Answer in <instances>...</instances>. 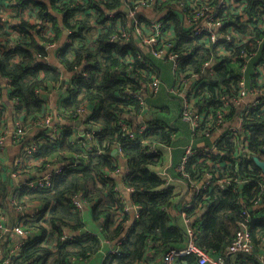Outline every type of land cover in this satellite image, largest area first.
Returning a JSON list of instances; mask_svg holds the SVG:
<instances>
[{
	"label": "trees",
	"instance_id": "1",
	"mask_svg": "<svg viewBox=\"0 0 264 264\" xmlns=\"http://www.w3.org/2000/svg\"><path fill=\"white\" fill-rule=\"evenodd\" d=\"M119 1L113 0L114 4ZM90 3H93L92 0L88 3L87 0H17L15 4H3L4 10L12 14L13 20L8 22L10 30L0 23V79L8 80L9 100L8 106L0 102V120L3 119V113L9 110L30 128L32 121L50 112L45 106V98L38 92L46 93L57 88L62 97L58 105L61 106L58 117L70 123L79 117L78 108L89 109L84 123L98 127L94 136L103 151L101 155L83 156L82 151L73 144V130L76 128L69 124L56 125L60 128L56 139L50 138L44 129H33V134H30L32 129L28 130L26 141L35 143L34 156L39 157L41 162L25 166L24 173L40 172L46 161H64L66 164L52 178V188L27 186L21 180L14 183L15 179L0 170V215L10 216L26 233L24 244L9 264H75L74 261L89 259L97 254L103 241L118 238L123 222L114 218V207L118 205L114 192L117 180L106 174L120 166L115 153V146L120 143L126 166L121 181L133 190L130 197L132 204L138 207V217L125 237L118 242V252L107 254L101 264H139L148 249L161 252L180 248L185 243V224L178 223V218L170 213L180 193L174 185H166L151 169L166 163L164 154L146 151V145L130 140L119 126V122L123 121L132 127V118L143 110L148 115L144 121L147 128L137 139L144 138L149 144L158 146H176L182 127L175 122H184L181 120L178 99L171 96L176 100L177 112L172 116V108L169 107L167 111L174 121H168L165 108L155 102V96L148 93L143 96L140 93L144 102L141 104L138 98L126 90L140 91L153 72L166 77L164 66L170 68V64L149 53L140 52L139 47L132 42L110 40L117 33V27L115 24H105L102 9L93 15L89 14L87 5ZM252 4L251 1L249 6ZM26 6L30 8L27 19L23 16ZM49 7L63 13V27L77 29L70 35V42L60 50L55 64L39 61L47 57V51L39 41L51 43L58 39L62 30L57 17L48 12ZM171 11L162 18L164 31L174 32L166 35L165 41L179 55L180 71L189 82L191 75L200 71L204 61L211 56L217 57V54L214 47H204L202 40L186 38L180 18ZM91 22L96 25L92 26ZM241 33L247 34L248 31L242 30ZM250 33L261 35L256 30ZM229 48L233 49L232 46ZM243 48L245 44L234 47V51L237 53ZM253 50L257 55L247 64L244 74L246 85L264 91V82L259 83L258 75L253 72L257 63L264 60V42L254 45ZM129 53V58H126ZM240 66L239 60L221 56L213 66V78L193 81L190 86L195 107L212 112L222 107L219 100L221 95H236L237 81L242 75ZM67 74L69 77H66ZM14 99L18 102L15 103ZM217 129L215 117L205 118L193 132L194 148L199 142L208 145L210 136ZM245 133L249 135L248 153L238 164L233 165L232 160L222 168H214L207 162L192 159L183 173L176 170L177 161H172L169 167L170 176L186 181L184 183L189 189L191 182L188 181L198 179L205 170L237 178V182H230L225 189L210 186L200 193L193 190L192 205L183 206L181 211L185 213L187 224L194 228L197 245L223 254L226 264H259L256 253L261 249L264 239V208H252V201L259 192L258 183H261L257 182L261 169L253 158L264 156V105L247 111L237 140L240 141ZM220 138V149L222 143L230 150L235 149L236 143L229 132L223 130ZM209 158H215V154L210 152ZM75 196H81L90 209L99 233L72 236L61 241L59 236L62 228L77 232L85 225L83 209L74 208L72 204ZM16 207H24L41 215L48 208L50 211L44 219L29 220L26 215L16 217ZM240 222L247 224L254 249L249 254H226L225 246L232 240ZM46 235L49 240L44 243ZM10 241L9 234L2 235L0 232L3 247ZM185 262L193 264V259L187 258Z\"/></svg>",
	"mask_w": 264,
	"mask_h": 264
},
{
	"label": "built area",
	"instance_id": "2",
	"mask_svg": "<svg viewBox=\"0 0 264 264\" xmlns=\"http://www.w3.org/2000/svg\"><path fill=\"white\" fill-rule=\"evenodd\" d=\"M83 2V0H70V2ZM89 0H87L88 3ZM253 2L250 7V2ZM93 3L87 5L89 14L93 15L98 9H102L103 17L106 19V25L115 24L117 27V33L110 37V40H118L124 43L132 42L139 47L140 52H146L153 57L165 61L170 64V71L173 75V84L168 88V93L172 94L178 99L180 104L181 119L189 124L191 136L193 132L199 127L205 118L215 117L216 126L218 127L216 133L210 136V143L206 145L204 142H199L196 148H194L193 139L182 147L181 157L176 162L175 168L183 173L186 165L192 160L196 159L199 162H207L211 167L222 168L233 160V165L238 164L241 158L248 153V133L241 136V140L238 141V133L241 127V123L246 115L247 111L252 107L264 105V91L260 88H254L253 86H247L245 80V72H247L248 63L252 58L257 55V52L253 50L254 45H259L264 42V0H120L119 3L114 4L113 0H92ZM17 3V0H0V23H2L8 30L11 13L4 10V5H11ZM172 10L177 18H180L181 25L185 28V37L190 39H199L204 43V47H214V51L217 57L211 56L204 61L200 71L193 73L188 82L183 78V73L180 71L179 55L171 48L167 43L166 35H171L174 32L172 30L164 31V22L162 20L165 15ZM253 11V12H252ZM50 14H56L60 24L62 21L63 13L48 8ZM30 8L28 6L23 9V16L25 19L29 18ZM32 20V19H31ZM92 26L96 24L91 22ZM244 27V29H242ZM248 31L247 34H242L241 31ZM260 31L261 35H252L250 31ZM65 34V37H60ZM77 32V29L63 28L58 36V39L46 43L39 41L40 45H43L47 51V57L40 59L39 61H45L48 63L49 51L52 49L53 57L57 59L60 50L70 42V35ZM59 40L63 43L57 45ZM64 41V42H63ZM245 44V48L235 53L234 47ZM232 46L233 49L229 48ZM130 53L126 56L129 58ZM221 56H230L233 60H239L241 63L240 73L242 74L237 81L238 93L233 96L221 95L219 100L222 107L210 111L209 109L199 110L195 107V100L193 96V90L190 84L196 80H208L213 78V66L219 61ZM258 62V61H256ZM145 72V71H142ZM258 75L257 81L259 83L264 82V60L257 63L256 69L253 70ZM203 75V76H202ZM5 83L7 90V79H0ZM161 84V79L153 72L150 74L149 81L143 85L140 91H129L134 97L140 100L141 104H144L140 98V93L144 96L146 93L156 96ZM52 90H57L53 88ZM50 90V91H52ZM39 91V90H38ZM47 91L43 93L39 91L38 94H42V98H45V106L50 110L49 114L32 121L30 128L23 124V121L17 116L11 114L12 119V132L10 133L12 138L21 145V150L16 163L13 167H5V148L4 143L8 134L7 132L0 131V170L5 175H9L10 178L20 181L23 178V184L31 187H44L52 188L54 182L52 178L58 175L64 161L51 162L46 161L43 163L44 169L36 173L35 171L24 173L25 166L38 165L41 162L39 157H35L36 145L33 141H26V134L29 129H44L48 136L52 139H56L60 134V128L56 125L69 124L76 128L73 130V144L74 147L82 151V155H101L103 153L102 148L98 141L95 139L94 133L99 129L95 125H86L82 120L85 112L90 113V110L86 107H80L77 109L79 117L76 120L67 123L58 117V112L61 110V106L57 107V110L52 111L47 102ZM17 103L18 100L14 99ZM231 113V115H229ZM5 113H3L4 115ZM147 115V114H146ZM144 111L142 110L133 118H140L141 122L136 127H130L129 124L120 121L119 126L122 131L126 132V136L130 140H134L136 143L146 147V151L152 154L163 153L166 158V163L160 167H151L152 171L160 177L166 185H174L177 190V184L180 182H186L179 178H173L169 174V167L172 161L167 159V152L172 150V146H158L149 144L144 138L137 139L147 128V124ZM3 118V116H2ZM85 119V117H84ZM54 121L56 123H54ZM97 127V130H95ZM90 130L88 131V129ZM225 132H229L231 138L236 143L234 150H230L222 143L221 149L218 147L221 135ZM221 144V143H220ZM122 143L116 144V156L120 162L119 168L106 174L111 177L123 176L126 170L124 159L121 154ZM213 152L215 158L210 159L209 153ZM262 159L264 158L261 157ZM51 168L50 171L41 174L44 170ZM37 174V175H36ZM40 174V175H39ZM116 179V178H115ZM117 185L114 187L115 197L118 199V205L114 208L115 220L122 221L125 212L128 210L127 201L125 196L130 197L133 190L126 187L120 179H116ZM190 189L196 192H201L208 189L210 186H216L219 189H225L230 182H237V178L229 177L227 175L221 176L217 171L205 170L198 179L189 180ZM198 182V183H195ZM239 182H242L239 180ZM247 182V181H245ZM259 185V192L257 197L252 201V208H264V172L261 170L259 178L257 180ZM131 199V197H130ZM74 208H86L84 200L81 196H75L72 199ZM136 209L135 218L138 217V207L132 204ZM192 202L186 203L184 207H190ZM50 208L41 215L37 212H33L24 207H16V212L26 215L29 220L41 218L44 219L48 216ZM264 212V210H262ZM247 212V211H246ZM244 212L246 215H248ZM24 213V214H23ZM84 213V212H83ZM182 223L185 224V243L180 248H169L161 251V264H186L187 258L193 259V264H226L224 255L215 253L214 251L205 249L197 245L194 240V228L187 224V218L185 213H180ZM84 220V216L82 214ZM85 222V220H84ZM0 232L1 234H9L11 241L7 246L3 247L0 242V264H9L11 258L18 254L21 246L24 244L25 231L22 229L19 223L13 225L7 224V216L0 215ZM88 233H96L86 228V223L81 231L73 232L62 228V233L59 236L61 241L70 239L72 236H83ZM99 233V232H98ZM123 239V238H122ZM49 240L48 235L44 239V243ZM103 243V242H102ZM254 246L251 240L248 226L245 222L239 223V228L235 232L232 240L225 246L226 254H249L253 251ZM118 252V246L110 250L109 254H115ZM257 260L259 264H264V239L262 241V247L257 251Z\"/></svg>",
	"mask_w": 264,
	"mask_h": 264
},
{
	"label": "crops",
	"instance_id": "3",
	"mask_svg": "<svg viewBox=\"0 0 264 264\" xmlns=\"http://www.w3.org/2000/svg\"><path fill=\"white\" fill-rule=\"evenodd\" d=\"M60 28L63 29V25H62V21L60 19ZM62 37H65V34H63L62 31V35L60 37V40L62 41ZM59 40L57 45H62L63 43ZM64 42V41H63ZM53 51L54 50H50L49 51V56H48V61L49 63L55 64L57 63V59L55 57H53ZM165 74L168 77H165L163 75V77L159 76V78L161 79V84L159 86V90L157 95L155 96V102L160 106V107H164L165 111L167 112V119L168 121H174L173 118H171L170 113L167 111L169 107H171L169 104H167V102L162 101V103L158 102V97H159V92L162 89L163 90V97L164 95L167 96L168 93V88L173 84V75L171 74L170 68L168 67L165 71ZM66 77H69V74L66 75ZM172 81L171 84H168ZM0 88L2 89V98L0 99V102L5 103L6 106H8V97H7V91H6V87H5V83L0 80ZM172 96V94H169ZM47 102H48V106L52 111H56L58 105H60V100H62V97L60 95L59 90H52L47 94ZM164 99V98H163ZM177 112V111H176ZM88 114L85 112L82 120H84V117H86ZM146 115V114H145ZM182 120V119H181ZM183 121V120H182ZM141 122L140 118H132V127H136L137 124H139ZM54 123H56L54 121ZM176 125H179L182 127L180 130L182 131L181 134L178 136V138L176 139V146L172 149L169 150L167 152V159L169 161H178L181 157V152H182V147L187 144L191 139V132H190V127L189 124L187 122H181V123H177L175 122ZM12 117L11 114L9 113V110L5 112L3 119L0 120V131L2 132H7L8 134H10L12 132ZM34 130L32 129L30 134H33ZM180 141H183L182 144H179ZM198 145V144H197ZM4 148H5V167H13L16 163V159L18 158L19 154H20V150H21V145L16 142L11 134L9 136H7V138L5 139V143H4ZM51 168H48L46 170H44L43 173H46L48 171H50ZM37 175V174H36ZM40 175V174H39ZM8 176V175H6ZM116 179H120L121 176H117L115 177ZM23 181V178L21 179ZM13 181V180H12ZM14 183H17V180H14ZM177 191L180 193V195L178 196L176 203L174 204V206L171 207L170 209V213L177 217V222L178 223H182L181 220V216L180 213L182 211L183 206L186 203H189L192 199V190L188 188V186L183 183L180 182L177 184ZM125 199L127 201V206H128V210L125 212L124 216H123V229L121 230L118 238L114 241H103L102 246L100 251L91 256L89 259H85V260H77L74 261L75 264H101L103 258L110 253V250L113 249L114 247L117 246L118 242L125 237V235L127 234L129 228L131 227V225L133 224V222L135 221V214H136V209L133 207L132 202L130 197L127 198V196H125ZM83 216H84V220L86 223V228L89 230H92L96 233L99 232V227L97 226V222H95V220L92 219L91 216V212L89 208H84L83 209ZM22 213H17L15 212L14 215L20 216ZM24 214V213H23ZM14 217V219L16 218ZM15 223V221H13L10 216H7V224L8 225H13ZM139 264H161V254L160 252H154L151 249H148L146 252V255L143 257L142 261Z\"/></svg>",
	"mask_w": 264,
	"mask_h": 264
},
{
	"label": "rangeland",
	"instance_id": "4",
	"mask_svg": "<svg viewBox=\"0 0 264 264\" xmlns=\"http://www.w3.org/2000/svg\"><path fill=\"white\" fill-rule=\"evenodd\" d=\"M54 15H56V14H54ZM167 67H168L167 65L164 66V68H166V69H167ZM166 77H168V76L166 75ZM157 99H158V102L159 103H162V101L167 102V104H169L171 106V108H172V116L175 115V113H176V111H175L176 110L175 101L176 100L175 99H172L171 95L167 94V96L164 95V97H163V90L161 89L160 92H159V97ZM182 143H183V141H180L179 142V144H182Z\"/></svg>",
	"mask_w": 264,
	"mask_h": 264
},
{
	"label": "water",
	"instance_id": "5",
	"mask_svg": "<svg viewBox=\"0 0 264 264\" xmlns=\"http://www.w3.org/2000/svg\"><path fill=\"white\" fill-rule=\"evenodd\" d=\"M147 116L148 115H146L145 118H147ZM95 130H97V127H95ZM262 152L264 154V149L262 150ZM253 159H254V162L257 164V166L264 172V158L262 159V158H259V157H254Z\"/></svg>",
	"mask_w": 264,
	"mask_h": 264
}]
</instances>
